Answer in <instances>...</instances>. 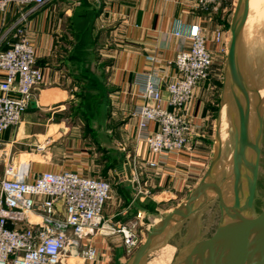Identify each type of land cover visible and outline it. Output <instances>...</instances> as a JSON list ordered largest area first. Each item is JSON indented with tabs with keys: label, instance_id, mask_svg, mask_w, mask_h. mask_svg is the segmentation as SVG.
<instances>
[{
	"label": "crops",
	"instance_id": "crops-1",
	"mask_svg": "<svg viewBox=\"0 0 264 264\" xmlns=\"http://www.w3.org/2000/svg\"><path fill=\"white\" fill-rule=\"evenodd\" d=\"M227 2L222 1L220 12L213 17L200 10L194 0H50L33 12L28 18L26 33L35 47L44 81L35 89L21 122L9 127L0 137V178L11 157L30 179L43 171L71 170L87 176L102 175L101 171L97 173L99 156L94 148L105 159L103 149L111 145L105 143L107 140H95L99 142L97 146L89 142L87 135L80 131L79 123L71 120L73 114L68 116L67 106L76 85L93 84L102 87L100 93L104 98L103 108L98 107L95 116L90 117L95 136L98 138L101 130L107 137L115 132L113 141H118L119 148L122 146L135 153L129 164L131 178L127 160L123 162V171H115L119 174V186L105 205V217L113 223L126 222L141 211L145 221V215L148 217L152 209V198L161 206L175 198L173 194L162 196L167 192L180 198L185 196L196 183L191 174L203 170L207 152L197 145L166 157L151 152L147 142L138 137L139 116L135 113L146 101L139 95L138 75L152 67L172 75L175 71L172 62L179 49L189 47L184 35L194 23L202 25L210 49H216L214 31L220 19L214 18L223 16L230 8ZM29 7L13 1L6 11L0 10L1 48L12 44L14 35L7 33V29L21 10ZM69 18L72 19L71 34L66 39L62 26ZM176 31L183 35H176ZM152 54L157 55L159 61L150 62L147 56ZM205 80L199 82L196 97L188 106V114L196 126L194 142L204 137L201 133L204 106L209 99V85ZM163 95L166 106L172 109L167 101L168 91L164 90ZM112 121H116L115 127ZM156 127L155 123L151 124L152 129ZM46 140L49 141L47 151L36 153V145ZM150 159L159 161L156 168L147 166ZM144 186L150 189L152 197L136 194ZM57 208L59 216L64 217L61 198ZM34 218L39 220L37 214ZM111 241L98 236L89 241L83 239L75 253L90 243L99 250V264H107V257L112 253L115 259H122L120 253L115 255L116 250H111ZM69 256L68 262L72 257Z\"/></svg>",
	"mask_w": 264,
	"mask_h": 264
},
{
	"label": "built area",
	"instance_id": "built-area-1",
	"mask_svg": "<svg viewBox=\"0 0 264 264\" xmlns=\"http://www.w3.org/2000/svg\"><path fill=\"white\" fill-rule=\"evenodd\" d=\"M13 1L30 7L21 10L7 29V33L14 35L12 44L0 47V137L9 127L21 122L35 89L44 81V71L27 36L26 24L29 16L50 0H0V10L6 11ZM194 2L198 8L213 14L220 8V0ZM221 27L214 34V40L220 44L224 33ZM175 34L183 35L180 31ZM184 37L189 47L177 51L172 75L158 67L138 75L139 95L146 100L135 113L139 116L138 137L159 157L179 153L188 146L196 128L188 106L198 83L208 78L214 61L201 24H192ZM147 59L152 63L159 61L155 54ZM164 90L169 93L167 101L172 109L166 106ZM152 123L156 124L155 129L151 128ZM48 142L38 143L36 153L46 152ZM158 164L156 159L147 160L149 167L156 168ZM112 189L108 177L87 176L71 170L43 171L30 179L11 157L0 178V264H66L68 254L75 255L86 237L115 232L123 234L125 245L131 250L139 244L136 225L144 216L139 211L136 218L116 223L106 218L104 209ZM142 192L149 190L141 187L139 193ZM59 198L64 203V217L59 216ZM83 254L84 260L95 261L99 250L89 243Z\"/></svg>",
	"mask_w": 264,
	"mask_h": 264
},
{
	"label": "rangeland",
	"instance_id": "rangeland-1",
	"mask_svg": "<svg viewBox=\"0 0 264 264\" xmlns=\"http://www.w3.org/2000/svg\"><path fill=\"white\" fill-rule=\"evenodd\" d=\"M222 1L223 0H220V8L216 13L220 12L222 8ZM253 2L255 7H252L253 17L250 29L249 26H247L248 31H242L239 37L237 59L240 81L238 83L232 76L228 56L230 43L232 40V26L236 21L239 20L243 9L241 0H228L227 3L230 4V8H228L227 11L222 14L223 16L216 15V18H214L220 19V23L218 24L217 28L220 29L222 26L221 29L224 30V33L221 44L214 40L216 49H211L213 52L214 61L210 69V74L205 80L209 85V99L204 106V123L201 129V133L204 135V137L194 142L192 141L194 136L193 133L188 146L184 149H193L192 146L197 145L200 148H204V150L207 152L206 164L204 165L203 170L198 174H191L192 180L196 182L194 187H192V190L187 192V194L182 198H180V196L178 197L173 192H167V194H163L162 196L164 197H169L173 194L175 198L161 206L153 201L152 198L150 201L152 204H150V206L153 210L151 209L149 211L150 215H148V217L145 215V221L142 220L141 223L136 225V231L140 234V241L139 244L134 246L131 250H129V248L125 245L123 234L121 232H115L106 235L98 234L86 237L85 240L87 241L95 236L100 238L106 237L107 239L112 240L111 246L113 248L111 250H116L115 255L116 252L120 253L122 259H115V256L113 255L114 253H112L110 258L109 256L107 257V264H130L134 253L143 244L152 226L156 224L161 218L174 213L177 207L187 202L188 196L195 194L201 184H207L209 190L213 188L211 187L213 184H218L220 189L221 185H224L225 189L231 185V175L234 167L235 152L239 142L237 129L239 128L240 115L237 114L238 104L236 100L239 99L242 106L244 103L247 104L249 109L251 101L255 104L257 103V99L253 98L255 91L257 92V90L264 87V0H253ZM202 11L208 13L212 17L215 15L205 10ZM70 20L72 19L69 18L65 20L62 26L66 33V39H68V34H71ZM85 26L87 27V23ZM57 38L59 40V34L57 35ZM96 72H98V69H96ZM229 82H231L232 93L229 94V97H227L228 95L226 90ZM198 86L199 83L195 89V93L191 102H193L196 97ZM75 87L76 88L71 91V95H73V97L70 99L67 105L69 112L68 116L73 114V116H71V120L73 122L77 121L79 123L80 131L87 135L86 137L88 141L93 143V145L97 146L99 144V142H94L95 140H102V142L107 140L105 143L111 145L109 148L103 149L105 152L103 157H105V159L101 158L102 155L99 153L97 148L94 149L97 151V156H99L97 157L99 170L97 173L101 171V176L109 178L112 183L113 189L111 194L113 196V194L116 193L114 190H116L119 186L117 183L119 174L115 173V171H123L124 160H127L129 165L130 160L134 159L135 153L131 152L129 149L123 148L122 146L119 148L118 141H113L115 132L112 134V136L107 137L104 135L103 130H101L98 138L95 136V127L92 125V118L90 117L95 116L96 113L94 112L99 109L98 107L102 109L104 106V98L102 93H100L102 92V87L93 84H86L84 86L76 85ZM239 90L241 92L240 98H238ZM250 96H252V98H250ZM226 101L228 102L224 106L226 107V111L224 112L222 138L221 110L223 108L224 102ZM258 104L260 110L259 126L260 121H262L261 134L257 137V132L259 129L258 127L253 128L252 139H255V141L259 143L261 147V155L255 200L253 208L249 212L252 215H256L264 208V97L258 100ZM257 115L258 113H254L255 121L257 120L258 122ZM115 122L116 121H112L111 123L114 127ZM249 149L250 152H247V156L243 155L241 158V163L243 164L240 163V165L243 166H241L243 168V172L241 173L245 180L248 179L252 173L253 154L255 153L252 148ZM109 171H111L110 174ZM236 176H238V173ZM245 187L246 186H244V198L248 194L247 188ZM145 188L148 189V187ZM136 194L139 197H145V194L151 196L152 192L149 191L147 193H139V191H137ZM207 195H210V198H207ZM207 195L204 196V192H201V194L197 193V198L190 206V208L193 210H189V212L186 211L189 213L188 215L183 217L179 216V219L174 220V222L168 225L163 230V232H161V234L155 237L151 248L144 256L141 264H178L185 257V255L191 251L196 243L211 237L217 231L225 210L220 204L219 193H216V190H210ZM237 219L238 217L236 218L235 213L229 215L227 214L224 217L225 223L235 222ZM87 246H83V248L79 250V253L72 255L69 262L66 260V264H99L97 261L98 258L95 261L84 260L83 252ZM157 258L159 259L157 260ZM156 261L160 262L157 263Z\"/></svg>",
	"mask_w": 264,
	"mask_h": 264
},
{
	"label": "water",
	"instance_id": "water-1",
	"mask_svg": "<svg viewBox=\"0 0 264 264\" xmlns=\"http://www.w3.org/2000/svg\"><path fill=\"white\" fill-rule=\"evenodd\" d=\"M242 12L238 21L232 26V40L229 48V63L232 72V76L237 81L239 80L237 69V48L239 36L242 31L243 25L247 19L249 13V0H241ZM237 99V98H236ZM237 104L240 112V128L238 131V145L235 153V167L237 173H239V161L243 157V149L246 145H249L248 138V110H245L237 99ZM248 109V107H247ZM262 121H260L259 135L261 134ZM240 145V148L238 147ZM256 150V159L253 166L252 177H249L248 181V194L245 205L240 206L239 194L236 192L235 205L232 207L224 206L222 198L220 199L221 206L226 212L223 213L222 220L219 223L217 231L209 238L202 240L191 249V251L185 255V257L178 264H264V208L256 215L250 214V210L253 208L256 189L259 176V165L261 147L258 142L252 144ZM128 176L131 178V170L127 164ZM207 184H201L197 193L204 192V196L210 190H216L220 197V186L213 184L212 189H207ZM189 195L187 202L177 207L174 213L169 216L161 218L150 229L147 238L143 244L137 249L133 255V259L130 264H141L144 256L151 248L156 235L165 228L167 224L172 220L179 219V216L183 217L188 215L193 201L197 198V193ZM187 211V212H186ZM238 214V219L231 223H225L224 217L227 214Z\"/></svg>",
	"mask_w": 264,
	"mask_h": 264
},
{
	"label": "bare ground",
	"instance_id": "bare-ground-1",
	"mask_svg": "<svg viewBox=\"0 0 264 264\" xmlns=\"http://www.w3.org/2000/svg\"><path fill=\"white\" fill-rule=\"evenodd\" d=\"M252 7H255V5H254V2H253V0H249V13H248V16H247V19H246V21H245V24L243 25V28H242V31H248V27L247 26H249V29H250V25H251V21H252ZM241 31V32H242ZM240 37V36H239ZM244 41V40H243ZM238 43H239V41H238ZM237 53H238V48H237ZM238 56V55H237ZM237 69H238V59H237ZM239 70V69H238ZM232 73V72H231ZM238 75H239V72H238ZM243 91H245V90H243ZM226 93H227V97H229V94H231L232 93V90H231V82H229V84H228V87H227V90H226ZM241 94V92H240V90H239V94H238V98H240V95ZM262 97H264V87L263 88H261V89H259V90H257V92L255 91V93H254V96H253V98L254 99H257V103L255 104L254 102H252L251 101V103H250V106H249V109H247V104H243V107H244V109L245 110H248V138H249V145H246L245 146V148L243 149V155L244 156H247V152L249 151L250 152V149L249 148H252L254 151H255V153L253 154V165H252V171H253V166H254V163H255V159H256V150H255V148L252 146V144H255L256 143V141H255V139L253 140L252 138V130H253V128H257L258 127V129H259V120H260V117H259V113H260V110H259V104H258V100H260V99H262ZM250 98H252V96H250ZM237 101V100H236ZM227 102L228 101H226V102H224V105H223V108H222V110H221V133H222V138H223V120H224V112L226 111V107H224L225 106V104H227ZM237 109H238V115H240V112H239V108L237 107ZM254 110H255V112H254ZM257 111V112H256ZM254 113H258V122H257V120L255 121V117H254ZM239 118H240V116H239ZM239 128H240V123H239ZM239 128L237 129L238 131H239ZM220 131V130H219ZM259 136V130H258V132H257V137ZM239 148H240V145L238 146ZM236 153V152H235ZM243 160V159H242ZM240 163H241V161L239 162V169H240V171H239V173H238V176H236L237 175V168L235 167V160H234V167H233V172H232V177H231V185L228 187V188H224V185H221V189H220V192H221V197H220V195H219V197H220V199L222 198V200H223V202H224V206L226 205L227 207H232V206H234L235 205V197H236V192H238V194H239V199H240V206H244L245 205V202H246V198H247V196H245V198L243 197V194H244V192H245V190H244V186H246L245 188H247V192H248V186H249V184H248V181H249V178L248 179H244L243 177H242V173L241 172H243V166L242 165H240ZM241 164H243V163H241ZM242 166V167H241ZM242 169V170H241ZM235 171H236V173H235ZM251 177H252V173H251V175H250ZM249 176V177H250ZM208 189V186L206 187V190ZM216 193H217V191H216ZM212 194V193H211ZM214 194V193H213ZM213 196V195H212ZM210 198V195H207V198ZM206 198V199H207ZM225 210V209H224ZM226 212V211H225ZM229 215V214H228ZM235 216V215H234ZM238 217V214H236V218ZM174 222V220H172V221H170V223L169 224H167L166 226H165V228L168 226V225H170L171 223H173ZM231 223H233V222H231ZM164 228V229H165ZM164 229H162L157 235H159V234H161V232H163V230ZM156 235V236H157ZM165 251V250H164ZM170 252H171V250H170ZM164 253V252H163ZM161 254V253H160ZM165 255V254H164ZM159 258H157V260H158ZM161 261H162V259H161ZM157 262V261H156ZM158 262H160V261H158ZM157 262V263H158ZM156 264V263H155ZM159 264H161V263H159Z\"/></svg>",
	"mask_w": 264,
	"mask_h": 264
},
{
	"label": "trees",
	"instance_id": "trees-1",
	"mask_svg": "<svg viewBox=\"0 0 264 264\" xmlns=\"http://www.w3.org/2000/svg\"><path fill=\"white\" fill-rule=\"evenodd\" d=\"M103 94V93H102ZM89 120V119H88Z\"/></svg>",
	"mask_w": 264,
	"mask_h": 264
}]
</instances>
